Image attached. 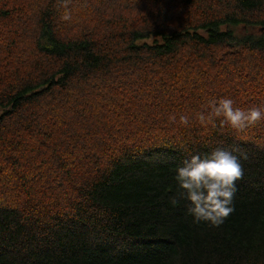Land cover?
Here are the masks:
<instances>
[{
	"label": "trees",
	"instance_id": "trees-1",
	"mask_svg": "<svg viewBox=\"0 0 264 264\" xmlns=\"http://www.w3.org/2000/svg\"><path fill=\"white\" fill-rule=\"evenodd\" d=\"M263 74L264 0H0V264H264V122L193 119ZM217 147L248 159L213 228L173 176Z\"/></svg>",
	"mask_w": 264,
	"mask_h": 264
},
{
	"label": "clouds",
	"instance_id": "clouds-1",
	"mask_svg": "<svg viewBox=\"0 0 264 264\" xmlns=\"http://www.w3.org/2000/svg\"><path fill=\"white\" fill-rule=\"evenodd\" d=\"M70 18V13L65 11L62 19L67 21ZM193 119L201 124L210 123L213 127L242 133L264 122V105L245 109L235 107L231 98H214L208 102L207 109L194 114ZM169 120L177 123L176 116L169 117ZM189 122V116H179V125L188 126ZM247 159V153L238 148L217 147L204 155L192 154L175 168L173 179L180 190V198L188 202L186 213L192 217L193 223H206L216 228L233 213L236 182L244 174L241 161ZM177 202L171 200L173 206Z\"/></svg>",
	"mask_w": 264,
	"mask_h": 264
},
{
	"label": "rangeland",
	"instance_id": "rangeland-1",
	"mask_svg": "<svg viewBox=\"0 0 264 264\" xmlns=\"http://www.w3.org/2000/svg\"><path fill=\"white\" fill-rule=\"evenodd\" d=\"M153 40H154V38H149V39L147 40V42H148V43H152ZM257 78H258L259 82L263 81V80H264V74H263V75H260V76H257Z\"/></svg>",
	"mask_w": 264,
	"mask_h": 264
}]
</instances>
